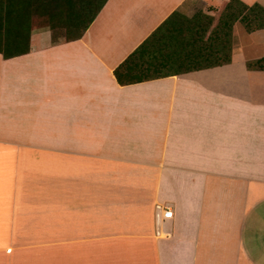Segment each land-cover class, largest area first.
Instances as JSON below:
<instances>
[{
	"label": "crops",
	"instance_id": "1",
	"mask_svg": "<svg viewBox=\"0 0 264 264\" xmlns=\"http://www.w3.org/2000/svg\"><path fill=\"white\" fill-rule=\"evenodd\" d=\"M229 2L108 0L80 40L0 53V264H264V30L226 66L115 76L175 13Z\"/></svg>",
	"mask_w": 264,
	"mask_h": 264
},
{
	"label": "trees",
	"instance_id": "2",
	"mask_svg": "<svg viewBox=\"0 0 264 264\" xmlns=\"http://www.w3.org/2000/svg\"><path fill=\"white\" fill-rule=\"evenodd\" d=\"M108 0H0V53L14 58L30 51L36 30H64L68 42L84 37ZM214 16L172 15L116 71L121 86L213 69L233 62L234 29L264 30V7L230 0L208 36ZM264 71V58L248 62Z\"/></svg>",
	"mask_w": 264,
	"mask_h": 264
},
{
	"label": "built area",
	"instance_id": "3",
	"mask_svg": "<svg viewBox=\"0 0 264 264\" xmlns=\"http://www.w3.org/2000/svg\"><path fill=\"white\" fill-rule=\"evenodd\" d=\"M174 220V211L170 205L159 204L156 206L157 236L169 238L172 233L163 230L164 225L171 224Z\"/></svg>",
	"mask_w": 264,
	"mask_h": 264
},
{
	"label": "rangeland",
	"instance_id": "4",
	"mask_svg": "<svg viewBox=\"0 0 264 264\" xmlns=\"http://www.w3.org/2000/svg\"><path fill=\"white\" fill-rule=\"evenodd\" d=\"M259 1H260L259 3H264V0H259ZM221 14H222V13H221ZM221 14H220V15H217V16L214 17L215 20L213 21V23H212V25H211V27H210V30H209V32H208V36H209V35L211 34V32L215 29V27L218 25V23H219V18H220V16H221ZM240 29L245 30L244 26H243L241 23H237V24L235 25L234 33H235L236 31L240 30ZM239 32H240V31H239ZM239 32H238V33H239ZM54 33H56L57 36H58V35H59V36H63V39L66 40V33H65L64 30H56V31H54Z\"/></svg>",
	"mask_w": 264,
	"mask_h": 264
}]
</instances>
